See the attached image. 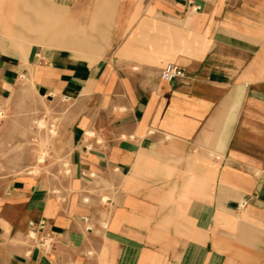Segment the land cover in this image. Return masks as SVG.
Here are the masks:
<instances>
[{
	"label": "crops",
	"instance_id": "crops-1",
	"mask_svg": "<svg viewBox=\"0 0 264 264\" xmlns=\"http://www.w3.org/2000/svg\"><path fill=\"white\" fill-rule=\"evenodd\" d=\"M21 79L72 102L71 190L9 181L0 264H264V0H0V93Z\"/></svg>",
	"mask_w": 264,
	"mask_h": 264
},
{
	"label": "rangeland",
	"instance_id": "rangeland-1",
	"mask_svg": "<svg viewBox=\"0 0 264 264\" xmlns=\"http://www.w3.org/2000/svg\"><path fill=\"white\" fill-rule=\"evenodd\" d=\"M71 108L72 102L43 100L27 79L0 93V192L9 181L26 175L44 181L59 199L70 192ZM91 253L93 260L96 253ZM95 264L106 263L101 259Z\"/></svg>",
	"mask_w": 264,
	"mask_h": 264
},
{
	"label": "built area",
	"instance_id": "built-area-1",
	"mask_svg": "<svg viewBox=\"0 0 264 264\" xmlns=\"http://www.w3.org/2000/svg\"><path fill=\"white\" fill-rule=\"evenodd\" d=\"M187 77L186 70L175 64V63H169L167 64L161 71V79L164 82H172L177 79H184ZM2 112L0 111V115ZM94 176V175H92ZM90 201V198L84 199V203L88 204ZM100 201L103 205L109 204L112 202V200L109 197L106 196H100ZM81 224L84 227V230L86 232H93L94 231V224L92 221V217L90 216H82L80 219ZM47 221L46 220H40V222H34L31 221L28 223V230H27V237L30 240L36 241L38 246L45 252H49L52 249L53 246V236L51 232L47 231ZM101 227L103 229L107 228V222H103L101 224Z\"/></svg>",
	"mask_w": 264,
	"mask_h": 264
}]
</instances>
